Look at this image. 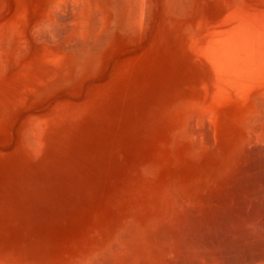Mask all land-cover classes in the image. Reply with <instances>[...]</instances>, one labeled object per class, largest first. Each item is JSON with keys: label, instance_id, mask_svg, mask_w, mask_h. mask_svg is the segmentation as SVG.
I'll list each match as a JSON object with an SVG mask.
<instances>
[{"label": "rangeland", "instance_id": "1", "mask_svg": "<svg viewBox=\"0 0 264 264\" xmlns=\"http://www.w3.org/2000/svg\"><path fill=\"white\" fill-rule=\"evenodd\" d=\"M54 1L0 0V264H264V134L191 45L264 0Z\"/></svg>", "mask_w": 264, "mask_h": 264}, {"label": "bare ground", "instance_id": "2", "mask_svg": "<svg viewBox=\"0 0 264 264\" xmlns=\"http://www.w3.org/2000/svg\"><path fill=\"white\" fill-rule=\"evenodd\" d=\"M116 1L125 3L132 11L133 3L131 4V0ZM107 2L108 0H58L56 2L58 5H54L60 7L70 3L73 10L74 25L78 26L82 21L87 20L88 22L91 17L99 14L108 16L109 14L106 12ZM140 6L135 8L138 9L137 11L140 10L139 13L137 12L140 14L139 17L143 16L141 15V7L143 6ZM179 6L181 7L180 4ZM58 7H56V10H58ZM136 10L134 12L133 9L132 12L137 16ZM258 18H260L259 15ZM47 21H45V25L48 24ZM207 29V31L201 27L194 29L197 30V33L195 37L193 36L191 45L213 60L210 62L216 72L214 106L216 104H220L222 107L234 106L236 112L242 114L241 124L244 125V128L254 125L259 129V134H264V20L258 19V23H247L233 18L227 24L220 23ZM242 111L243 113H241ZM107 262L111 264L110 261Z\"/></svg>", "mask_w": 264, "mask_h": 264}]
</instances>
